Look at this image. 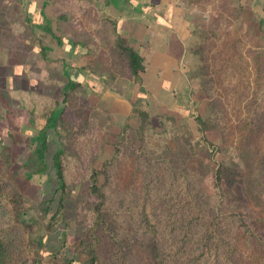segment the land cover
<instances>
[{
	"label": "rangeland",
	"instance_id": "374dc122",
	"mask_svg": "<svg viewBox=\"0 0 264 264\" xmlns=\"http://www.w3.org/2000/svg\"><path fill=\"white\" fill-rule=\"evenodd\" d=\"M251 1L184 0L191 25L186 44L193 59L186 73L187 101L179 104L181 110L161 111L138 93L133 102L126 99L139 89L112 50L116 14L105 13L104 0H0V132L15 133L13 137L0 134V145L11 146L8 160L0 157V179L6 191L18 192L23 200L22 226L10 224L5 210L0 212V241L7 256H24L27 241L36 240L47 264H82L84 255L73 248L92 221L90 206L95 198L87 190L89 174L113 157L116 146L121 154L137 150L138 109L163 114L184 134L192 147L190 157L203 160L197 166L201 182L208 193H216L219 210L239 213L250 231L264 239V112L257 110V127L241 150L234 145L218 150V131L206 133L211 140L203 141L195 120L208 116L216 100L237 124L246 115V102L257 95L251 82L250 53L257 50L264 64V27L250 10ZM99 3L102 8L96 6ZM77 43L84 49L79 55L73 53ZM194 48L209 64L205 73L198 55L191 51ZM239 64L247 69L245 75L238 74ZM65 72L74 78L82 74V81L61 104L57 130L48 133L46 171L28 177L36 164L30 138L43 123L37 107L43 101L40 95L59 100L67 81ZM236 84L242 92L238 100L230 91ZM115 94L129 102L131 111L122 101L112 100ZM30 96L38 102L35 107ZM58 147L66 153L67 190L62 215L49 227L60 197L51 167ZM219 163L236 179L221 180L216 187L213 171ZM122 165L127 176L133 163L126 159ZM133 183L139 193V177ZM144 256L128 249L119 261L148 264Z\"/></svg>",
	"mask_w": 264,
	"mask_h": 264
},
{
	"label": "trees",
	"instance_id": "16d2710c",
	"mask_svg": "<svg viewBox=\"0 0 264 264\" xmlns=\"http://www.w3.org/2000/svg\"><path fill=\"white\" fill-rule=\"evenodd\" d=\"M111 1L114 4L119 2ZM112 50L116 57L123 60L131 76L140 78L142 54L123 36L116 37ZM191 51L198 55L201 71L205 73L209 64L204 55L197 48ZM259 56L257 50L250 53L249 70L257 95L249 103L246 102V115L237 124L232 122L223 105L216 100L211 102L208 116L195 117L203 133V141L211 140L206 134L208 132L220 133L218 145L222 148L217 146L218 150L227 151L232 145L236 150H241L247 146L257 127L254 116L259 109L264 112V64ZM237 58L243 57L238 55ZM240 65L238 74L245 75L247 69ZM65 75L67 81L59 100L40 95L43 101L37 107L42 113L43 123L30 138L34 144L36 164L28 177L46 171L48 133L57 130L61 104L68 100L69 91H74L82 81V74L78 73L77 78L68 72ZM136 88L139 92L134 91L132 97L126 95V99L133 102L135 94L144 96V90L138 86ZM230 91L236 100L242 94L237 84ZM30 98L35 107L38 102L33 100V96ZM237 109L241 110L239 106ZM136 113L140 130L137 150L121 154L116 146L113 157L98 168H92L89 174L87 190L95 198L90 206L92 221L73 248L84 255L82 264H130L129 259L119 261L128 249L132 253H143L148 264H264V239L250 231L239 213L219 210L216 193H208L201 182L197 166H201L203 160L198 156L190 157V141L168 123L163 114L150 115L144 109H138ZM0 134L15 136L10 130L6 133L3 130ZM9 150L11 146L0 145V157L8 160ZM65 159V151L58 147L52 155L51 167L60 197L48 222L49 227L62 215V199L67 190ZM126 159L133 163V170L127 176V169L122 165ZM213 173L216 187L221 180L231 182L236 179L221 163ZM128 177L133 181L139 177V193L132 180L126 181ZM5 187V182L0 179V212L5 210L10 224L22 226V197L18 192L6 191ZM38 245L36 240H28L24 256H7L5 244L0 241V264H47Z\"/></svg>",
	"mask_w": 264,
	"mask_h": 264
},
{
	"label": "crops",
	"instance_id": "0c3cea01",
	"mask_svg": "<svg viewBox=\"0 0 264 264\" xmlns=\"http://www.w3.org/2000/svg\"><path fill=\"white\" fill-rule=\"evenodd\" d=\"M104 1L105 13L116 14L115 36L125 37L142 54L143 70L133 83L144 90L146 102L161 111L181 110L179 104L187 101L188 62L193 60L186 44L191 25L184 12V0ZM96 6L102 8L100 3ZM250 6L264 27V0H252ZM76 46L73 53L84 52L78 43ZM120 99L115 94L112 100ZM121 103L131 111L129 102Z\"/></svg>",
	"mask_w": 264,
	"mask_h": 264
}]
</instances>
